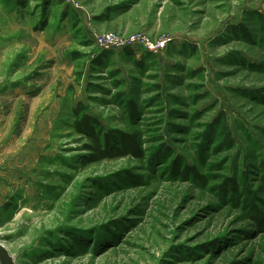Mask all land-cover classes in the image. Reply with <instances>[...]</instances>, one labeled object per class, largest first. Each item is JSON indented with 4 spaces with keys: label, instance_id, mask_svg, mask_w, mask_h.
Here are the masks:
<instances>
[{
    "label": "rangeland",
    "instance_id": "1",
    "mask_svg": "<svg viewBox=\"0 0 264 264\" xmlns=\"http://www.w3.org/2000/svg\"><path fill=\"white\" fill-rule=\"evenodd\" d=\"M75 1L0 0V86L51 67L44 94L18 105L0 95L27 109L0 116V139L12 132L21 154L20 181L0 197V243L16 264H264V0ZM240 22L251 41L231 31ZM106 33L167 43L142 68L141 48L95 66V34ZM61 84V115L25 151ZM79 101L113 133L140 130L145 157L84 163L86 140L72 127ZM221 111L236 139L229 151L203 136ZM178 163L202 177L178 174ZM226 177L238 192L222 190Z\"/></svg>",
    "mask_w": 264,
    "mask_h": 264
},
{
    "label": "trees",
    "instance_id": "2",
    "mask_svg": "<svg viewBox=\"0 0 264 264\" xmlns=\"http://www.w3.org/2000/svg\"><path fill=\"white\" fill-rule=\"evenodd\" d=\"M257 15L260 23V41L264 43V14L257 12ZM47 26L48 20H43L35 29L43 31ZM231 31L235 34H240L245 40L251 41L253 39L251 31L243 22L232 25ZM136 50L131 47H126L122 51L125 55L134 58L136 56ZM113 51L102 49L92 59V64L95 66L104 65L106 60L114 53ZM149 57H154V53L143 49L141 58H135L134 64L138 68H142L144 67L145 59ZM155 86L158 89L160 88L158 84ZM125 97L130 116H134L137 113V105L132 98ZM72 112L74 116L72 127L76 134L86 140L84 150L88 152V155L84 159V163L92 164L103 160H113L128 156L135 159H143L145 157V142L140 130L130 129L113 133V131L105 127L103 121L98 116L88 111L87 105L82 101H79L73 107ZM203 136L205 141L212 140L216 136L220 138L216 147L221 151H229L236 146V139L225 111H221L213 121L206 123V130ZM176 172L183 176L195 175L199 178L202 177L196 165L189 163H178ZM240 186L241 184L237 177H226L220 185L222 190L230 188L235 193L239 191Z\"/></svg>",
    "mask_w": 264,
    "mask_h": 264
},
{
    "label": "crops",
    "instance_id": "3",
    "mask_svg": "<svg viewBox=\"0 0 264 264\" xmlns=\"http://www.w3.org/2000/svg\"><path fill=\"white\" fill-rule=\"evenodd\" d=\"M0 40L6 41L5 37L2 35H0ZM50 68H43V70L40 72V75L36 77L34 81L30 80V82H25V80H20V78L5 77V79L2 81V86H0V95H5V97L8 96V99L12 98V100L17 102L18 105L20 101H24V99L27 97L31 98L44 94L47 91L48 86L47 82H45L43 79L47 78L48 74H50L48 73L49 71H47ZM39 78H42L40 79V84L38 83ZM50 91L51 94L50 92L46 94L45 104L40 110V120L38 121L39 130L36 132L34 139L25 143V151H33L37 148H40L41 143L46 140L45 133H49L52 130V120L61 115V103L62 97L64 96L63 85H60L59 90L56 89L57 93H54V90ZM33 94L34 96H32ZM0 105V116L6 113L14 114L17 110L21 112L27 110L25 108L17 109V105L11 106L5 103H0ZM47 126L50 127L47 129ZM15 140V135H13L12 132H9L7 137L0 139V197H6L8 194H10L13 191L14 183L20 181L21 173L18 163L21 154H14L11 152L14 149L13 146ZM6 183H12V187L8 186L7 189H5Z\"/></svg>",
    "mask_w": 264,
    "mask_h": 264
},
{
    "label": "built area",
    "instance_id": "4",
    "mask_svg": "<svg viewBox=\"0 0 264 264\" xmlns=\"http://www.w3.org/2000/svg\"><path fill=\"white\" fill-rule=\"evenodd\" d=\"M68 3L73 4L75 7H79V4L75 0H66ZM95 43L105 50H122L126 47L134 49H145L154 54L160 52L167 43L165 40L153 42L149 37L145 35H133L130 37H123L114 33L95 34Z\"/></svg>",
    "mask_w": 264,
    "mask_h": 264
},
{
    "label": "water",
    "instance_id": "5",
    "mask_svg": "<svg viewBox=\"0 0 264 264\" xmlns=\"http://www.w3.org/2000/svg\"><path fill=\"white\" fill-rule=\"evenodd\" d=\"M0 264H16L14 256L2 243H0Z\"/></svg>",
    "mask_w": 264,
    "mask_h": 264
}]
</instances>
